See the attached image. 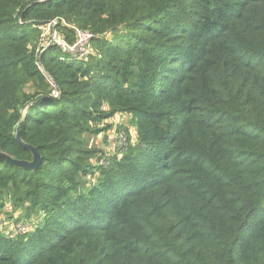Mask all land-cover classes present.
<instances>
[{
	"label": "trees",
	"instance_id": "1",
	"mask_svg": "<svg viewBox=\"0 0 264 264\" xmlns=\"http://www.w3.org/2000/svg\"><path fill=\"white\" fill-rule=\"evenodd\" d=\"M118 115L125 151L88 148ZM26 146L0 264H264V0H0V154Z\"/></svg>",
	"mask_w": 264,
	"mask_h": 264
},
{
	"label": "rangeland",
	"instance_id": "2",
	"mask_svg": "<svg viewBox=\"0 0 264 264\" xmlns=\"http://www.w3.org/2000/svg\"><path fill=\"white\" fill-rule=\"evenodd\" d=\"M49 33H51V32L48 31V29L47 30L45 29L43 35L47 37V36H49L48 35ZM50 37L51 38L49 41H51L52 43H54L56 45L61 46V45L65 44V41L61 40L60 37L54 33L51 34ZM49 41H47L46 46L48 45ZM82 41L84 42V40H82ZM100 127H104V131L100 134L99 138L89 137L87 147L90 149L95 148L99 151L105 150V151L109 152L111 155H117L119 153L122 154L125 151L126 143H127L123 131L127 130L131 134V133H133L134 127H131L129 125L128 120L125 117L122 118L119 115L114 117L113 119H108L107 121L103 122V124H101ZM107 131H109V133H107ZM134 131H135V129H134ZM115 132H118L119 135H120V133H123L122 138H120V136H119V138H118V136H115L116 135ZM103 156H101V157H103ZM119 156H120V154H119ZM101 157H99V158L96 157V159L94 161L98 160V161H100V164L102 163L103 165H106L107 162H103V159Z\"/></svg>",
	"mask_w": 264,
	"mask_h": 264
},
{
	"label": "water",
	"instance_id": "3",
	"mask_svg": "<svg viewBox=\"0 0 264 264\" xmlns=\"http://www.w3.org/2000/svg\"><path fill=\"white\" fill-rule=\"evenodd\" d=\"M17 137H18V134H17ZM26 147L30 149L31 154L33 156L31 162H21V161L11 160L10 158L6 157L3 154H0V157L5 158L12 165L23 167L24 169H27V170H33L39 165L40 156L35 148L29 147V146H26Z\"/></svg>",
	"mask_w": 264,
	"mask_h": 264
},
{
	"label": "built area",
	"instance_id": "4",
	"mask_svg": "<svg viewBox=\"0 0 264 264\" xmlns=\"http://www.w3.org/2000/svg\"><path fill=\"white\" fill-rule=\"evenodd\" d=\"M49 29V28H48ZM82 40H84V42L82 41ZM85 41H86V39H84V37L81 35V39H80V41L78 42V44H76V46H74L73 47V49L72 50H76V51H79L80 50V48H79V44L81 45H83L84 43H85ZM62 47H64V44L63 45H61ZM122 136H123V134L121 133L120 134V138H122ZM21 231L23 230L22 228L20 229Z\"/></svg>",
	"mask_w": 264,
	"mask_h": 264
}]
</instances>
